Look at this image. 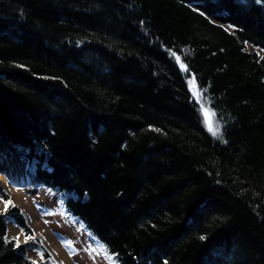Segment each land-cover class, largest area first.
I'll list each match as a JSON object with an SVG mask.
<instances>
[{"label":"trees","instance_id":"16d2710c","mask_svg":"<svg viewBox=\"0 0 264 264\" xmlns=\"http://www.w3.org/2000/svg\"><path fill=\"white\" fill-rule=\"evenodd\" d=\"M259 50L264 0H0V137L112 264H264ZM0 199V264H60Z\"/></svg>","mask_w":264,"mask_h":264},{"label":"rangeland","instance_id":"374dc122","mask_svg":"<svg viewBox=\"0 0 264 264\" xmlns=\"http://www.w3.org/2000/svg\"><path fill=\"white\" fill-rule=\"evenodd\" d=\"M259 53L264 56L263 50H259ZM187 85L198 102L204 126L211 133H215L217 127L213 112L202 103L203 99L201 100L192 76L187 77ZM0 169V189L8 190L14 203L21 208L29 224L35 228L36 235L52 251L60 264H112L110 258L101 251L94 238L83 231L78 222L63 211L58 191L42 185L20 187L21 184H24L23 177L17 182L10 178L8 173H3L1 167ZM4 206L3 204V213L6 211ZM9 233L11 236L19 238L22 243L29 241L24 237L22 239L17 237L12 231ZM26 254L34 261H39L37 252L31 247L26 248ZM42 264L49 263L46 260Z\"/></svg>","mask_w":264,"mask_h":264},{"label":"bare ground","instance_id":"6f19581e","mask_svg":"<svg viewBox=\"0 0 264 264\" xmlns=\"http://www.w3.org/2000/svg\"><path fill=\"white\" fill-rule=\"evenodd\" d=\"M2 139L3 138L0 137V167L2 168L3 173H8L10 178L18 182L23 177L22 170L24 173V162L20 159L18 153H15V148L10 143ZM10 223L13 224L11 221Z\"/></svg>","mask_w":264,"mask_h":264},{"label":"crops","instance_id":"0c3cea01","mask_svg":"<svg viewBox=\"0 0 264 264\" xmlns=\"http://www.w3.org/2000/svg\"><path fill=\"white\" fill-rule=\"evenodd\" d=\"M3 211H4L3 204H2V201H0V212L3 213ZM7 226H8L9 231H12L14 233V235H17V237H21V239L23 238L19 228H17L13 224H9V223H7ZM16 239H18L21 242V240L19 238H16Z\"/></svg>","mask_w":264,"mask_h":264},{"label":"snow or ice","instance_id":"6c2138e0","mask_svg":"<svg viewBox=\"0 0 264 264\" xmlns=\"http://www.w3.org/2000/svg\"><path fill=\"white\" fill-rule=\"evenodd\" d=\"M8 203H11V202L9 201V202L6 203L5 210H7ZM26 239H28V238H26ZM17 243H18V241H17Z\"/></svg>","mask_w":264,"mask_h":264}]
</instances>
